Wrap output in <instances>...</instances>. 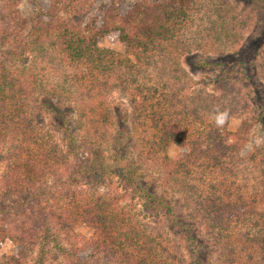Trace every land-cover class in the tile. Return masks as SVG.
<instances>
[{
    "label": "trees",
    "instance_id": "16d2710c",
    "mask_svg": "<svg viewBox=\"0 0 264 264\" xmlns=\"http://www.w3.org/2000/svg\"><path fill=\"white\" fill-rule=\"evenodd\" d=\"M28 1L34 8L28 28L19 0H1L0 6L5 22L0 28V244L8 240L18 246L17 253L0 264H30V249L48 237L68 264H80L79 251L86 248L94 253L106 249L112 264H205L208 250H221L236 238L233 232L242 244L263 246L264 147L241 156L251 123L244 117L235 130L228 124L232 117H240L241 110L251 109L264 139V86L254 83L250 70L254 47L258 49L264 38V17L259 33L249 34L242 45L241 31L248 23L237 19L227 0L204 5L198 0H140L123 15L120 0H111L99 26L95 18L85 20L94 0H50L46 9L38 0ZM234 1L259 4L264 15V0ZM112 34L123 45L122 51L98 45L100 38ZM166 45H180L187 52L184 62L189 71L212 74V83L222 92L231 82L248 79L249 102L231 107L222 126L215 119L219 110L205 115L200 105L188 108L168 83L170 78L159 73L170 66L164 59L157 75L151 76L147 68L152 54L164 51ZM207 45L209 50L223 46L230 51L198 53ZM40 60L60 71L64 81L75 83L76 91L81 85L129 94L132 116L124 120L116 113L117 131L109 136L113 161L104 157L103 142L79 139L81 148L94 146L79 157L71 152L76 146L72 133L66 134L68 146L62 147L53 132L44 131L47 118L56 129L69 130V114L75 109L82 111L83 123L89 125L85 132L95 135L110 121L112 110L104 103L99 108L75 101L70 105V96H65L68 85H50L48 73L37 68ZM71 69L75 75H70ZM176 72L174 67L169 70L172 75ZM129 121L134 130L149 121L153 133L136 148L148 150L147 160L157 158L160 166L169 167L160 184L178 182V197L158 193L157 179L142 180L136 165L125 159L132 146L124 129ZM170 143L186 151L171 159L165 153ZM246 162L262 167L255 184L247 181ZM180 171L196 172L197 179L181 183L173 178ZM240 176L243 188L237 184ZM113 177L119 180V195L106 198L88 191ZM127 195L131 202L121 204ZM156 218L179 234L185 251L169 247L164 228L152 225ZM79 223L93 232L76 246L72 235ZM42 258L41 254L34 264H43Z\"/></svg>",
    "mask_w": 264,
    "mask_h": 264
},
{
    "label": "rangeland",
    "instance_id": "374dc122",
    "mask_svg": "<svg viewBox=\"0 0 264 264\" xmlns=\"http://www.w3.org/2000/svg\"><path fill=\"white\" fill-rule=\"evenodd\" d=\"M111 0H94L92 3L88 13L85 15V20H89L92 18H95L96 25L99 26L102 22L104 13L106 11V8L110 4ZM140 0H120L119 5V11L120 14H125L127 11H129L133 6H135ZM151 2H156L160 0H150ZM209 0H198L199 5L209 4ZM214 2H219L222 0H213ZM38 3L42 7V9H46L49 6L50 0H38ZM225 4L230 8L235 10V15L237 16L238 20H246L248 23V26L245 30H242L241 33L243 37L240 39V44L244 45L245 38L249 34H255L257 35L260 31V25L263 21V13L261 12V8L259 4H251V5H242L237 4L234 0H227ZM2 5L0 0V6ZM225 7V5H224ZM226 8V7H225ZM1 9V8H0ZM18 9L26 21V27L28 28V22L30 21L31 17L33 16V6L28 0H19ZM227 9V8H226ZM234 14V12H233ZM2 16L0 14V28H5V22L1 20ZM199 19H196V22ZM27 28L24 29V31H27ZM98 45L101 47L111 48L116 51H122L123 45L118 41L117 36L115 34L112 35H106L99 39ZM205 47V48H204ZM202 49L195 50L200 53V51H219L223 49L224 51H230V48L219 46L213 47L212 50H209L211 48L210 45L204 46ZM180 45L173 46V45H166L165 50L161 52H156L152 54L151 56V66H147L149 69V73L152 74L151 76L157 75L156 72H158L157 69H160L161 66V60L164 59V63L166 65H170L169 67L166 66L164 70H160V74L162 73L163 78L169 79L168 83H171L170 85L173 87V90L176 92H179L181 97L183 98L182 102L188 107H192L194 105H200V110L202 113L212 115V112L214 109L219 110V113L224 112L228 113L229 109L237 104L244 103L245 101L249 102L248 94H251V87L249 86L248 79L246 81H234L231 82L228 86V90L226 92H222L219 90L211 80L212 74H203V73H196L191 72L185 65V56L187 55V52H183V50H179ZM254 55L252 56L253 64L251 65V71H253L252 79H254V83L258 82L259 84L264 86V38L262 40L261 45L258 49L254 47ZM194 52V51H193ZM208 54H213L214 52H207ZM21 63H18V66L15 67V69H20ZM51 64L45 60V63L41 62V60L37 64L38 69H44L46 71L49 84H58L59 86H62L63 84L68 85L67 89L69 92H65V96L69 97L70 99L67 101H70L71 103H83V104H94L95 106L101 105V103H104V106H108L112 113L110 117L108 118V121L104 127H98L97 134L93 135L92 132L86 133L85 129L88 128L87 123H83V116L80 112L81 110L77 111L75 109L72 110V113L69 114V123H70V129L66 130L63 129H56L53 121L51 119L47 118V126L48 128H45V132H53L55 135V138L57 142L60 143L62 147L68 146L69 139L66 138V134L68 132L72 133L71 137L74 139V144L76 145L73 150H71L72 154L77 153L79 157H82V155H88L89 149L94 146H79V139L88 142L89 138H92V143L96 142L98 144L99 142H103V148L104 152L103 155L106 157L107 161H113L112 154V139L109 138V136H112L117 131V120L116 119V113L119 114V117L122 119H130L132 116V104L130 103V97L128 93H125L124 91L117 90V89H109L108 87L105 88H99V89H93L90 90L87 87L78 86L77 91L74 89L76 87L75 83H71L64 81V76L60 71L52 70L50 67ZM14 67V66H13ZM176 69L177 72L173 75L170 73V68ZM70 75H75V69H71ZM167 73V74H166ZM168 75H170L168 77ZM166 80V81H167ZM111 82H109V85ZM108 85V86H109ZM110 87V86H109ZM83 100V102H82ZM67 101H64L68 103ZM242 105V104H241ZM240 117L239 115L234 116L230 119V122L228 124V128L230 130H235L237 126L239 125L240 118L246 117L248 122L251 123V127L249 130V134L246 138V144L241 150L240 154L241 156L247 155L249 152H251L256 146H263L264 147V139L262 138L261 134H259L258 131V125L254 123L252 118L253 110L247 109V110H241L240 111ZM252 112V113H251ZM45 122V124H46ZM83 123V124H82ZM124 129H128L127 134L131 135L130 142H132V146H130L125 153V159L131 161L133 165L135 164L136 174H138L142 180L147 181L151 180L152 178L157 179L156 184L157 185V191L161 194V192L165 191L166 195L168 197H178L179 192H177V186H179L177 182V186L173 185V182L166 181L163 186H161V181H164V179L167 178V169L166 166H160L161 162L157 158H151V160H147V154L149 153L147 149H143L141 152L139 148L140 143L146 144V141H141V139H147L150 134L153 133V129L149 127V121H145V124L139 125L137 130H134L132 127V122H124ZM92 131V130H90ZM126 134V133H125ZM140 136V138H139ZM65 138V139H64ZM108 138V142H107ZM86 139V140H85ZM106 141V142H105ZM148 143V142H147ZM100 144V143H99ZM135 144H138L136 146ZM184 151H186V148H183L177 144L170 143L165 153L167 156L171 159H176V157L180 156ZM162 152L157 151L156 155L162 156ZM113 155V156H112ZM124 159V160H125ZM124 160H121L123 163ZM126 161V160H125ZM262 169L261 165L255 164V163H248L246 162L244 164V170L245 174L247 176L248 183L254 182L256 183L258 176H260V170ZM195 171V170H194ZM197 173L194 172L192 174H186L183 171H180L179 173L173 175V178L176 180L181 181V183H184L186 181H194V179H197ZM243 180L244 177L241 176L237 179V184L239 187L243 188ZM180 183V182H179ZM249 183V185H250ZM93 189H89L90 193L92 194H104L106 198L108 197H114V195H119L120 193V183L119 180L116 177H113L111 180H105L99 184L93 185ZM261 188V186H258ZM94 191V192H93ZM242 192V191H241ZM89 193V192H88ZM131 202L130 195H127L126 198L121 201V204H127ZM137 206L140 208L142 207V204L138 203ZM142 211V209H141ZM186 211V210H183ZM145 214L146 217H148V214ZM190 219V217H188ZM149 219V218H148ZM152 225L154 227H158L159 229L164 228V232H166V239L168 241V245L170 248L176 249L179 246L180 251H185V246L183 243H179L178 236L179 234L174 232V230H167L164 227V222L160 221L159 218L154 219L152 222ZM93 230L91 227L79 223L73 230V241L76 244V246H79L82 242L81 239H86L92 234ZM236 234V238L238 237V234L236 232H233ZM71 236V237H72ZM234 239V237L231 239V241H228L225 246L219 250L218 248H212V250H208L206 253V259L205 264H264V244L263 246H254L250 247L247 244L241 242L240 239ZM60 244L64 245L63 236H59ZM240 240V241H239ZM65 242V241H64ZM18 251V246L10 242L8 240H5L2 244H0V263L9 258L12 255H15ZM29 257L27 258L28 263L34 264L36 262L37 258L42 254L44 258H42L43 264H68L65 259L59 255L56 248L53 246V242L50 240V237L39 240L33 248L29 251ZM79 258H80V264H112L114 261L113 259L110 260L111 255H109L106 251V249H99L96 253L92 252L90 248L81 249L79 251ZM40 261V260H39ZM38 261V262H39Z\"/></svg>",
    "mask_w": 264,
    "mask_h": 264
},
{
    "label": "clouds",
    "instance_id": "9594fccd",
    "mask_svg": "<svg viewBox=\"0 0 264 264\" xmlns=\"http://www.w3.org/2000/svg\"><path fill=\"white\" fill-rule=\"evenodd\" d=\"M227 117V113H220L216 116V124L217 126H222L225 123Z\"/></svg>",
    "mask_w": 264,
    "mask_h": 264
}]
</instances>
